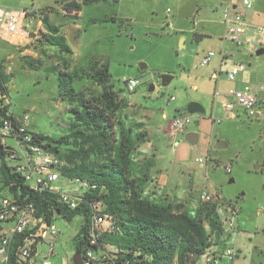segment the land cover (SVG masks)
Wrapping results in <instances>:
<instances>
[{"label": "rangeland", "instance_id": "rangeland-1", "mask_svg": "<svg viewBox=\"0 0 264 264\" xmlns=\"http://www.w3.org/2000/svg\"><path fill=\"white\" fill-rule=\"evenodd\" d=\"M249 1L252 8L245 10V22L255 32L264 26V0ZM228 4L244 11L241 0H98L82 5L73 17L65 15L55 0L6 1L0 3L4 11L38 9L45 13L50 8L48 21L60 27L71 54L44 45L41 37L32 43L31 51L36 55L25 53L22 57L15 47L0 40V64L8 57L2 71L9 76L8 95L14 115L28 116L29 131L52 139L60 138L71 121L67 103L59 98L61 59H66L71 69L86 68L95 61L107 64L112 89L123 100L119 121L125 125V116L140 121L131 123H142L147 140L155 147L148 164L136 163L138 174L166 177V192L171 198L179 197L181 208L191 216L205 203L200 198L203 193L212 196L208 206H215L222 231L212 233L209 251L193 264H264V117L241 112L233 121L225 111L224 115L217 109L212 111L214 81L210 69L217 67L219 45L230 42L223 38L225 25L220 19ZM209 52L215 56L201 66V59ZM31 59L34 67L27 63ZM165 74L173 79L163 86L161 76ZM123 78L136 79L137 87L128 91ZM193 84L199 89H193ZM72 85L86 95L99 90L86 80H75ZM152 85L154 89L150 90ZM197 91L210 95L206 104L197 102L204 113L191 114L188 127L196 130L199 141L190 145L185 135L172 133L170 122L177 112L176 105L189 103L186 97ZM210 115L221 119V123L214 124ZM217 141L226 145L217 148ZM7 143L22 154L16 140L7 139ZM6 163L11 166L14 161L6 159ZM225 165H230L231 173H226ZM58 184L74 195L83 193L76 182ZM6 195L0 178V200ZM54 222L60 235L50 262L72 264L74 238L83 218L75 216L66 221L60 217ZM38 248L44 252L46 244ZM227 249L235 252L231 260L225 254Z\"/></svg>", "mask_w": 264, "mask_h": 264}, {"label": "trees", "instance_id": "trees-1", "mask_svg": "<svg viewBox=\"0 0 264 264\" xmlns=\"http://www.w3.org/2000/svg\"><path fill=\"white\" fill-rule=\"evenodd\" d=\"M98 0H55L65 15L76 17L82 5ZM50 11V8L45 10ZM40 20L46 32H40L37 40L44 45L55 46L60 52L71 54V48L60 27L49 23L43 11ZM195 38L199 36L195 35ZM25 57V56H23ZM31 66L33 60L27 61ZM36 65L37 61L35 60ZM0 64V95H8L9 76ZM86 80L99 88L86 95L75 89L73 82ZM59 98L67 103L71 121L65 133L58 139L32 133L45 142L46 147L63 161L60 175L70 180L88 184L81 201L70 209L58 200V195L47 191L32 190L24 177L6 163L9 147L0 144V178L7 194L21 204H32L38 215L50 220L64 218L71 221L81 216L83 222L74 238L75 253L81 255L93 247L89 243L91 233L92 204L101 202L102 212L111 219V227L100 234L94 249L109 256L106 264H193L207 254L214 231L221 233L215 206L203 203L191 216L183 204H162L142 196L141 182L134 166V155L141 143L146 141V132L139 130L141 123L129 126L119 121L123 100L111 86L108 66L99 61L88 67L70 68L66 59H61L58 70ZM0 125L7 116V108L1 106ZM63 148V151H60ZM25 234H15L8 245L9 261L15 264L17 248L24 242ZM73 264V263H72Z\"/></svg>", "mask_w": 264, "mask_h": 264}, {"label": "built area", "instance_id": "built-area-1", "mask_svg": "<svg viewBox=\"0 0 264 264\" xmlns=\"http://www.w3.org/2000/svg\"><path fill=\"white\" fill-rule=\"evenodd\" d=\"M244 9L251 8L249 0H241ZM39 10L33 11H4L0 7V37L4 40H11L17 36H29V29L34 20L40 16ZM245 13L243 10L226 6L222 11L221 20L226 25L225 37L233 41L237 46H247L249 50H254L257 46H264V27L257 30L258 40L256 37H244L245 32ZM214 55L209 52L201 60L200 65L205 66L209 63L210 58ZM239 67L232 69L227 73L229 80H233L238 72ZM122 83L128 91H133L138 82L134 78H123ZM218 93L216 92V95ZM228 96L234 98L236 104L240 105L250 117H259L261 110L264 112V101L260 102L256 93L249 85H245L240 89L230 88L227 92ZM1 106L7 108V116H12L14 120L3 118L0 125V144L9 147L8 160L14 161L10 167L20 172L25 183L32 190L47 191L58 195V200L70 209L78 207L81 201L80 195H74L62 189L58 183H65L67 178L60 175V167L63 165L61 160L50 149L46 147L44 141L39 140L27 127L28 116L16 117L11 108L9 95H0ZM171 97L170 100H173ZM232 102H226L223 106L228 112H232ZM191 115L181 113L174 116L171 120L172 130L176 133L183 132L191 123ZM7 139L17 141L22 149V154L17 153L12 147L6 143ZM198 162H203L199 158ZM226 173L231 172L230 165L224 166ZM79 184L80 190H86L88 184L78 180H70ZM68 186V185H67ZM200 198L204 202H210L212 196L203 193ZM91 217V233L89 243L93 247H89L84 251L82 256V264H99L107 263L109 256L106 252L94 249L97 245V238L100 234L108 231L111 227V219L102 212L103 205L101 202L92 204ZM233 216L236 215L234 209L231 210ZM55 215L50 220L38 215L36 208L29 203L21 204L12 196L6 195L0 200V264H6L9 261L8 245L11 238L18 233H24L25 238L21 246L17 248L15 264H51L50 258L55 255V245L60 235V229L55 224ZM229 227H232L233 219H228ZM40 244H46V249L39 250ZM101 252V253H99ZM99 253V254H98ZM228 259H232L235 255L230 249L225 252ZM208 261V260H207ZM215 263V259L213 261Z\"/></svg>", "mask_w": 264, "mask_h": 264}, {"label": "crops", "instance_id": "crops-1", "mask_svg": "<svg viewBox=\"0 0 264 264\" xmlns=\"http://www.w3.org/2000/svg\"><path fill=\"white\" fill-rule=\"evenodd\" d=\"M6 1L8 2L10 0H0V3H4ZM228 5H231V4H228ZM232 7L237 8L236 5H233ZM242 8L244 9L243 6H242ZM251 8H252V4H251ZM251 8H249V9H251ZM245 10H248V9H244V13H245ZM36 11H38V9ZM47 12H49V11H47ZM47 12H45L44 14L48 15L49 13H47ZM40 16L34 20V23L30 28V30L35 28L36 31H34V30L30 31L29 30V36H26V37L17 36L15 38H12L9 41L4 40L0 37V40L4 41L5 43H7L9 45H12L13 47H15V49L21 53L22 57L24 56L25 53L32 54L33 52L31 51V48L34 47V44L32 45V43L35 40H37L40 32H44V33L46 32V28H45L44 24L42 23V21L40 20ZM220 19H221V15H220ZM244 22H245V17H244ZM245 25H246V27H245L244 37H256L258 40V38H259L258 34H257L258 28L256 29L255 32H253L250 30V26H248L246 22H245ZM261 27H264V26H261ZM225 34H226V25H225ZM225 34H224L223 38L228 41L229 39H227L225 37ZM181 40H184V39L181 38ZM229 41L230 42H222L219 45V50H218L219 57L216 60L217 67L213 66L210 69V76L213 78V81H214L213 82V89H212L213 90L212 94H213V98H214L213 103H212V111L217 109L215 111L222 113V114H223V111H225L229 115L228 116L229 119L235 121L237 119V117H239L240 113L241 112L244 113L245 110L240 105L236 104L233 97L227 95V92L230 88L240 89V88L244 87L245 85H249L252 88V90L256 93L258 100L260 102L264 101V46H257V47H255L254 50H249L246 45L239 47L233 41H231V40H229ZM231 42L235 46H232V44H230ZM24 47H25V49L21 50ZM258 50H263V53L260 55H256L255 52ZM33 54L36 55L35 53H33ZM213 56H215V53ZM212 57L210 58V61H211ZM7 58L8 57L3 58V63H1V65L7 66V64L5 63ZM200 63H201V61H200ZM237 67H239V69H238L237 74L235 75V78L233 80H229L227 77V73L230 72L232 69L237 68ZM6 68L8 69V67H6ZM7 69H6V71H7ZM192 88L196 89V90L199 89L198 85H196V84H193ZM216 92L218 93L217 95H216ZM209 95H210L209 92L208 93H200L197 91L195 93H190V95H188L186 97V100H190L189 103L194 102L196 104L200 103V104L204 105V104H206L207 97H209ZM119 98H120V96H119ZM120 99H122V98H120ZM230 100H232V101H230ZM229 101L234 103L232 112H228L223 106L226 102H229ZM189 103H187V104L184 102L178 103L176 105L177 112L174 113L173 117L178 115V114H181V112L178 110L184 109L186 111L184 113H188L187 112V106ZM234 106H236L235 109H234ZM214 107H216V108H214ZM201 108H203V107H201ZM188 114H190V113H188ZM260 116L264 117L263 109L261 110ZM259 117H256V118H259ZM124 118H125V126H129L130 124H132L131 122H133V121L134 122H140V121L135 120L134 118L133 119L128 118L127 116H125ZM210 119L212 120V122L214 124H220L221 123V119L215 118L212 115H210ZM196 122L198 125L199 122L198 121H196ZM170 124H171V122H170ZM188 126H187V129L185 131L178 132V133L181 135H185V138H186V136L189 139L193 137V143L192 144H190L189 142L188 143L190 145H195L199 141L198 134L196 133V130L190 129ZM139 130L146 132V130L143 128V124L141 125V128ZM172 133L177 134L173 130H172ZM189 133H193V135H189ZM146 134H147V132H146ZM217 142H222V141H217ZM6 143H7V140H6ZM222 144H223V147L226 145L224 142H222ZM8 146H9V144H8ZM154 149H155L154 145L149 140H147V137H146V141L144 143H141L138 146L137 152L134 155L135 166H136V163L139 165H143V166L148 164L149 160H150V156H151ZM144 175L145 176L143 177L142 182H141V186H140L142 196H144L147 199H150L152 201H155V202H161V203H165V204L166 203L182 204L180 201L181 199L179 197L174 196L173 198H171L172 197L171 194L166 192V188L168 187V184H169L166 177H164L162 174H160V175H156V174L155 175H149L146 173ZM137 176L142 177V175L140 176L139 174H137Z\"/></svg>", "mask_w": 264, "mask_h": 264}, {"label": "water", "instance_id": "water-1", "mask_svg": "<svg viewBox=\"0 0 264 264\" xmlns=\"http://www.w3.org/2000/svg\"><path fill=\"white\" fill-rule=\"evenodd\" d=\"M263 53V50H258L255 52L256 55H260ZM173 79V76L169 75V74H165V75H162L161 76V84L163 86H166L168 85L171 80ZM154 89V86L152 85L150 87V90H153ZM187 112L190 113V114H195V113H204V109L201 108L198 104L194 103V102H191L188 104L187 106ZM195 124L197 125V122H195ZM189 135H193V133H189ZM185 140L187 142H189L190 144L193 143V137L192 138H188L186 136ZM217 148H221L223 147V144L222 142H218L217 145H216ZM82 256L80 253L76 252L73 257H72V263L73 264H82Z\"/></svg>", "mask_w": 264, "mask_h": 264}]
</instances>
